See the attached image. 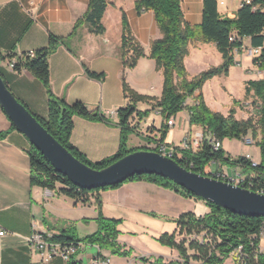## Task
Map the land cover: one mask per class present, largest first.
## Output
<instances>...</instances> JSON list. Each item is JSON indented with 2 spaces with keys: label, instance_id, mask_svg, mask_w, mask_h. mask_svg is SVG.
<instances>
[{
  "label": "crops",
  "instance_id": "obj_1",
  "mask_svg": "<svg viewBox=\"0 0 264 264\" xmlns=\"http://www.w3.org/2000/svg\"><path fill=\"white\" fill-rule=\"evenodd\" d=\"M135 3L136 0H108L102 19L103 33H94L83 24L74 35H70L77 20L86 12L89 0H0V74L13 94L33 114L43 119L49 116L45 86L28 71L17 72L10 65L7 55L33 52L47 46L50 33L68 37L66 43L50 56L51 84L54 93L68 103L83 102L91 110L107 117L99 121L78 115L73 117L71 142L92 162L112 158L119 151L122 128L118 110L130 102L124 90L123 75L128 86L134 89H138L139 82L145 81L149 91H156L154 82L158 78L163 82L162 72L157 70L155 60L149 57L151 43L162 36L161 31L153 11H138ZM241 3L242 0H221L219 10L223 16L233 18ZM182 6L187 23L201 24L203 0H182ZM262 7L264 9V4ZM123 12H126L131 31L146 53L134 69L126 68L121 56ZM245 43L252 47L250 39H245ZM200 48L210 50L209 55L217 49L214 43H202ZM202 50H198L197 54L206 56ZM191 56H187L185 64ZM237 61L238 65H242L244 58ZM86 67L92 72L104 74L105 79L89 76ZM186 67L190 77L200 73L192 75ZM249 67L247 72L257 77L253 79L264 78V70L254 64ZM252 69L257 73H252ZM246 79L244 76V84L250 80ZM192 101L193 98L188 100L189 103ZM153 103L147 102L142 109L137 104V108L149 111ZM249 104L247 109L256 112L253 103ZM236 109L237 118L250 117L249 112L244 111L246 109L242 108V117L239 108ZM213 110L219 112L218 109ZM183 113L175 115V124L168 126L164 139L166 143L179 146L191 135L203 134L202 127L191 126L189 112L184 110ZM132 125L134 130L130 136L140 137L142 140L138 138L136 146L143 147L160 137L167 119L156 108L147 117L135 116ZM175 133H178L177 138ZM30 147L27 137L13 127L0 106V231L6 232L0 235V264H67L68 261L60 256L50 262L44 261L29 239L36 231L49 235L60 233L66 223L73 221L88 223L91 227L87 228L89 234L96 231L98 225L94 220L98 216V198L102 201V213L106 217L121 220L119 241L133 251L131 256H120L101 250L96 245H84L77 252V258L83 264H156L157 258H161L160 264L183 262L177 249L161 244L158 238L165 233H178L174 219L182 213L191 211L202 216L208 212L204 201L146 181H133L118 188L93 191L88 195L87 204L72 198L73 203H70L63 200L62 196H67L60 194L58 189L31 185ZM130 147L135 148L133 145ZM257 149L260 153L259 147ZM241 155H250L256 162L261 160V154L257 158L251 147H246ZM223 168L229 175L240 173L236 166L223 165ZM77 210L80 211L79 216ZM84 219H89V222ZM189 237L192 239V236L186 239L189 240ZM177 238L180 240L183 237ZM259 247L264 252V239H261ZM188 254L191 256L194 251L188 250ZM190 264L207 263L190 257Z\"/></svg>",
  "mask_w": 264,
  "mask_h": 264
},
{
  "label": "trees",
  "instance_id": "obj_2",
  "mask_svg": "<svg viewBox=\"0 0 264 264\" xmlns=\"http://www.w3.org/2000/svg\"><path fill=\"white\" fill-rule=\"evenodd\" d=\"M252 4L259 5L260 8L253 10ZM252 4H242L235 17L231 18L221 14L219 0H203L202 22L199 25H191L186 21L182 0H136L135 6L138 11H153L157 26L162 34L160 38L152 41L149 57L155 60L157 70L163 74V92L160 99L139 95L128 86L125 75H123L124 90L130 102L126 107L118 110L119 125L122 128L121 144L115 156L101 162H92L71 142L74 128L73 117L78 115L94 121L106 120L107 117L98 111L91 110L83 102L68 103L64 98L57 96L52 88L49 59L61 44L66 43L68 37L50 33L48 45L33 51V55L30 52H23L7 56L10 65L17 72L28 71L43 83L48 94L49 116L48 119L35 116L64 147L85 164L101 169L137 150L159 152V149H152L148 146L130 147L129 138L134 130L132 119L135 116H146L156 108L165 119L187 110L190 114L191 126L202 127L203 142L196 153L180 151L174 159L189 170L207 176L210 175L209 168L213 161H218L222 165L241 166L245 176L242 185L264 193V78L250 79L245 84L246 96L248 98L252 95L253 105L256 108V116L246 119L237 118L235 108H232L228 115L212 110L207 105L202 92L203 86L208 80L215 76L229 74L231 66L238 64L234 51H241L245 39H250L253 48H261L253 62L261 70H264V9L262 7L264 0H252ZM107 6L108 0H89L86 12L77 20L70 35H74L83 24L88 25L94 33H103L105 27L102 19ZM122 29L121 56L126 68H134L139 60L146 56V53L143 45L131 31L126 12H123ZM194 42L214 43L221 53L223 61L219 66L211 67L195 77H190L185 59ZM86 72L93 78L105 79L104 74L92 72L87 67ZM191 98L193 101L189 103L188 100ZM139 100L154 102L152 109L140 111L137 108ZM13 127L17 128L14 124ZM167 130L168 125L160 135L162 142H165ZM247 136L252 137L260 149L261 160L256 166L252 165L253 159L246 155L233 157L223 147V141L227 138L242 141ZM212 139L220 143L218 148H215V141ZM176 148L178 149L179 146ZM29 157L32 186L49 190L58 189L60 194L70 197L76 202L87 204L89 202L88 195L91 192L114 189L123 185L122 183L101 189H83L57 171L32 144L29 149ZM133 181H146L172 189L185 197L202 200L208 207V212L202 216H197L191 211L182 213L174 219L177 223L178 233H165L158 238L161 244L179 251L184 259L181 264H190V257L202 260L207 264H225L232 252L240 246L249 254L247 264H264V252L256 250L260 243L259 234L264 225V216H245L222 208L196 196L169 179L155 174L135 175L124 183ZM96 206L98 211L96 231L80 238L76 234L73 222H70V227L63 229L60 233L52 234L50 239L63 246L70 243L75 245L83 243L96 245L101 250H108L112 255L131 256L132 248L119 241L121 220L106 217L102 213L100 198L96 200ZM85 221L88 220L85 219ZM194 233L203 234L202 243L197 239V241L186 239L187 236ZM177 236L183 238L178 240ZM78 250L71 254L67 264H83L82 260L77 258ZM188 250L194 251V254L190 256ZM142 259L146 261L145 258ZM161 261V258H157L155 263L160 264Z\"/></svg>",
  "mask_w": 264,
  "mask_h": 264
},
{
  "label": "water",
  "instance_id": "obj_3",
  "mask_svg": "<svg viewBox=\"0 0 264 264\" xmlns=\"http://www.w3.org/2000/svg\"><path fill=\"white\" fill-rule=\"evenodd\" d=\"M0 106L54 168L83 189H101L122 184L135 175L155 174L222 208L245 216H264V193L215 175L196 173L157 151L137 150L101 169L85 164L41 124L35 114L13 94L1 74Z\"/></svg>",
  "mask_w": 264,
  "mask_h": 264
},
{
  "label": "rangeland",
  "instance_id": "obj_4",
  "mask_svg": "<svg viewBox=\"0 0 264 264\" xmlns=\"http://www.w3.org/2000/svg\"><path fill=\"white\" fill-rule=\"evenodd\" d=\"M201 44L202 43L194 42L190 46L189 55H192V56L190 57L188 64L186 63V65L189 67L190 73L192 75L195 72L201 73L202 71L207 70L211 67L219 66L223 61L222 55L217 49H215V51L213 52L212 55L211 54L209 55L210 50H207V48L202 50L200 48ZM198 50L200 52H201V50L204 51V54H207V55L206 56L205 55H198L197 54ZM249 50H250V47L248 46V43H245L243 45L241 51L235 50L234 54H235V57L237 60L244 58L243 64L242 65L236 64V65L231 66L229 74L215 76L214 78L208 80L204 84L203 89H202L203 96H204V99H205L207 105L212 110L218 109L220 113H222L224 115H228L232 108H235V109L239 108L238 111L240 110V112H239L240 117H242L241 110H243V109H246V110H244L245 112H249L248 113L249 116H253V117L256 116V112L254 109H252V110L247 109V107L250 105L249 102L251 104L254 102L252 99V95L247 98L246 88H245V84L243 81L244 76H246L247 79L257 78L256 76L247 72L248 67L250 66L249 68H252L251 66L254 64V62H253L254 56H250ZM134 68H129V69H134ZM251 72L257 73V71L253 70V69ZM159 75L162 76L160 72H159ZM259 78H261V77H259ZM154 84L157 85L156 91H149L148 87H146L147 82H145V81L138 83V89H134L130 85H129V87L132 90H134L136 93H138L139 95L146 96V97H153V99H156V98L160 99L162 96V92H163L162 79L158 78V81L154 82ZM146 103H147L146 100L137 101L138 107L140 106L141 109H142V107H144V104H146ZM143 111H145V110H143ZM179 114H184V113H183V111H181L178 113V115ZM148 115L149 114H147L146 117ZM174 137L177 138L178 133H175ZM138 138L140 140H142L137 135L130 136V145H133L136 148H139L138 146H136L138 143ZM223 146L228 153H230L232 156H234L236 158L238 156H240L242 153H244V151L246 150V147H251L257 158H259V156H260V153L257 149L258 146L256 144L246 145L245 143H243L242 141H240L238 139L227 138L223 141ZM58 186H60V185H58ZM62 198H63V200H66L67 202L73 203L72 199L69 197L62 196ZM87 210L88 209H86V212H88ZM79 213H80V211L77 210V214H78L77 216L80 215ZM86 220H88V221H85V219H84L85 222H89V219H86ZM94 221H95L96 225H98L96 219ZM73 225H74L77 236L80 238L88 235L90 232L87 229L88 227H90L88 223L85 224V223H79V221H73ZM67 227H70V223H66L64 226V229ZM194 234H191L190 236H193ZM197 234L201 238L200 235H202V234H200V233H197ZM190 239L191 238L189 237V240ZM232 262H233V256L232 257L230 256L227 259L226 264H232Z\"/></svg>",
  "mask_w": 264,
  "mask_h": 264
},
{
  "label": "built area",
  "instance_id": "obj_5",
  "mask_svg": "<svg viewBox=\"0 0 264 264\" xmlns=\"http://www.w3.org/2000/svg\"><path fill=\"white\" fill-rule=\"evenodd\" d=\"M252 4V0H242L241 6L242 4ZM258 8H260L259 5H254L252 4V9L253 10H257ZM231 39H233V37H231ZM261 48H253L250 47V56H256L260 53ZM32 55L34 54V52H30ZM175 124V118L174 116H171L167 119V125L169 127L173 126ZM203 136L204 134H193L190 137L186 138L185 140H183L182 144L179 145V148L177 149L176 146L166 143V142H162L160 137L158 139H156L153 142H149L147 144L148 147L152 148V149H159V152H162V155L164 156H171V158L174 159V157L180 153V151H191L192 153H196L202 142H203ZM212 141H215L214 139H212ZM243 143H245L246 145H254L255 144V140L252 137L247 136L246 138H244L242 140ZM220 145V143L218 141H215V148H218V146ZM247 157L251 158L250 155H246ZM252 159V158H251ZM258 164V162L253 161L252 165L256 166ZM240 169V173H235V175H229V173L223 168V165L221 163H219L218 161H213L210 165L209 168V173L210 175H215L217 178H221L223 180H232V183L234 184H240L241 186L245 176L242 173V168L241 166H236ZM6 232L5 231H0V235L3 236L5 235ZM52 235H49L47 233H41V232H35L29 239V241L31 242V244H33V246H35L39 252L40 255L42 257V259L46 262H50L51 260H53L55 257H62L64 260L68 261L71 254H73L74 252L77 251V249H79L80 247L84 246L85 244L83 243H78V245H75L74 243H70L67 245H62L59 242L56 241H52L51 238ZM201 238L199 237L198 234H194L192 236V239H197L200 240L201 243L204 240L203 234L200 235ZM260 237V241L261 239H264V225L260 231L259 234ZM257 252H261L260 247L258 246V249H256ZM233 258H234V264H247L248 260H249V254H247L245 252V250L243 249L242 246L236 248L233 252H232Z\"/></svg>",
  "mask_w": 264,
  "mask_h": 264
},
{
  "label": "bare ground",
  "instance_id": "obj_6",
  "mask_svg": "<svg viewBox=\"0 0 264 264\" xmlns=\"http://www.w3.org/2000/svg\"><path fill=\"white\" fill-rule=\"evenodd\" d=\"M219 1H221V0H219ZM221 5V4H220ZM160 153V152H159ZM161 154H162V152H161ZM168 157H170V156H168ZM171 158V157H170ZM228 181H231L232 182V180H228ZM237 185H240V184H237Z\"/></svg>",
  "mask_w": 264,
  "mask_h": 264
}]
</instances>
